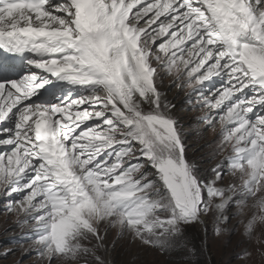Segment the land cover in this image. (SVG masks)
Instances as JSON below:
<instances>
[{"label": "snow or ice", "instance_id": "6c2138e0", "mask_svg": "<svg viewBox=\"0 0 264 264\" xmlns=\"http://www.w3.org/2000/svg\"><path fill=\"white\" fill-rule=\"evenodd\" d=\"M166 78L224 160L189 157ZM3 215L34 264H110L112 231L191 257L209 223L264 258V0H0Z\"/></svg>", "mask_w": 264, "mask_h": 264}, {"label": "rangeland", "instance_id": "374dc122", "mask_svg": "<svg viewBox=\"0 0 264 264\" xmlns=\"http://www.w3.org/2000/svg\"><path fill=\"white\" fill-rule=\"evenodd\" d=\"M170 83L171 78H166L163 90L168 93V98L177 105V116L184 129L189 157L210 159V163L206 166H212L224 160V157L228 155L227 152L210 158V154L216 151L213 141L218 137L219 126L213 131H208L203 124L196 120V117L204 115V111L190 110L189 104L185 102L191 89L181 90L175 86L169 89ZM230 179L231 177H226V181ZM16 219V216L10 218L7 215L0 216V252L8 248L14 249L6 259L0 258V264H34L37 259L35 254L25 255L21 250L22 247H29V244L25 242L21 245L14 239V237H20L23 232H27L29 226L17 228ZM235 223L236 221L233 220L232 225L228 227L231 228ZM261 230H264V225L257 226V234ZM242 232L243 226L241 225L238 233L225 234L217 238L212 235V225L209 223L208 236L205 237L198 226L189 227L187 229L189 246H194L199 251L196 255L188 257L184 250L165 254L155 249L142 247L138 242H132L128 236L118 238L117 233L112 231L108 238V260L110 264H264V258H261L256 252L255 246H250L253 251L251 260L243 261L236 258V253L240 250L238 242L242 239Z\"/></svg>", "mask_w": 264, "mask_h": 264}]
</instances>
